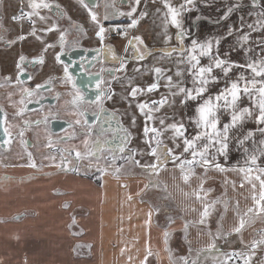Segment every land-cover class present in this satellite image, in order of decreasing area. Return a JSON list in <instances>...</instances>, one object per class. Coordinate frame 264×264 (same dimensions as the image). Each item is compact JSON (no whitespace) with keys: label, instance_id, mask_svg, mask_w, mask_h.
<instances>
[{"label":"snow or ice","instance_id":"obj_1","mask_svg":"<svg viewBox=\"0 0 264 264\" xmlns=\"http://www.w3.org/2000/svg\"><path fill=\"white\" fill-rule=\"evenodd\" d=\"M80 2L88 11L89 17L96 28L95 35L101 45V47L95 50L97 56L104 58L110 56L113 61H118L120 64V67L111 70L109 75L114 76L116 72L125 70L130 60L140 62L153 55L152 50L144 43L142 36L129 34L130 30L137 28L142 19L149 16L146 7L138 13L141 0H124L125 3L129 4V11L127 12L115 10L113 4L105 3L104 21H108L111 15H123L131 18L126 26L117 24L107 28L101 22L100 13L95 10L99 7L100 0H91V7L85 0H80ZM150 2L154 5H160L156 8V12L161 18L164 43L171 45L173 40V37L168 34L170 26L177 30L176 41L178 43V47L169 46L159 50L162 52V55L159 57L160 60L171 58L173 53L177 54V69L175 72L171 68L154 66L151 68V72L154 74L155 80L148 84L147 87L132 85L131 81H129V95L132 98L159 92L161 87L165 89V94H162L159 99L149 98L137 103L138 111L144 117L143 137L147 149L146 153H140V155L147 154L154 158L153 162L140 165L139 160H133L134 150L128 148L126 135L123 137L114 135L113 140L119 139L120 141L117 144H113L112 141L107 139H101L109 131L103 124L95 132L97 138L92 140L93 132L91 129L93 125L88 123L86 119L87 113L81 111L77 115L85 118L83 119V125L88 129L87 138L82 140V149L80 147L58 149V151L66 155H61L60 162L55 164V167L61 171L78 170L77 168L69 169L67 167V165L72 164V160L74 159L77 166L86 161L87 163L84 165L86 168L95 167L98 172L106 173L107 168L100 167L101 163H103L108 167L114 168L113 174H121L124 164L132 160L134 164L140 165L143 171L149 174V179L152 181L153 186L157 184L153 178L159 174V171L169 161L177 165L186 183L195 175L196 168H202L203 176L200 178L199 187L191 193L202 204V211L199 212L200 218L198 221L184 222L183 230L185 233H187L193 224L206 225L218 204H222L224 210L227 211L228 200L208 199L213 191L212 188L204 186L207 183L209 172L227 173L232 171L243 174L239 187L244 188L245 183L249 186L251 200L253 201L252 206L248 207L246 211L241 212L239 201H237L235 210L238 217V225L234 226L228 233H224L223 225L218 227L215 234L209 231L208 235L211 237V241L207 248L198 250V255L200 252L219 251L216 244L218 239H227V236L232 234H240L242 237V233L246 227L252 226L258 220L264 221V163H262L264 161V139L255 142L256 146L251 149L244 148V152L247 155L245 156L243 165L226 166L220 162L221 157L225 160L228 158L229 142L234 135L233 130L239 131L246 122H254L258 126L257 131L261 137H264V0H250L251 7L258 10L251 22H246L241 17L239 26L227 29L226 37H213L205 41L191 39L190 46H186L184 43L189 35L184 27V17L186 13L192 12L196 7V0H182V2H174V0H150ZM109 8L113 9L111 14L108 11ZM238 9H241V4L233 3L225 10L221 19L227 20L233 11ZM46 13H51L53 16L63 15L60 6L51 2V0H27L26 10L25 8H21L19 14L14 15L12 20L14 22L27 21L31 25L28 35L36 37L38 40H42L43 35L47 33L58 34L60 51L55 53V60L63 68L64 75L62 82L65 84L70 83L73 89H77L76 80L70 71V65L62 59V57L68 54V49L73 47L67 39L68 32L66 29H61L60 24L52 20ZM38 23L42 25L39 29L36 27ZM77 27L79 28V26ZM112 31H116L127 39L128 48L132 50L131 57L127 54L124 57L117 56L113 48L105 45L104 41ZM254 32L261 33L259 40H252V33ZM227 37H234L237 45L234 49L235 51H242L248 56L245 62L239 63L228 59L227 57L231 53L221 57L219 54L221 39H226ZM17 39L25 40L27 36L22 35ZM9 43L13 42L9 41ZM253 44L260 49L262 55L259 58H257L255 49L252 46ZM56 46L55 44L46 43L41 54L31 61L24 55H21L16 65L17 75L15 79L8 76L0 84V87H13L22 94L23 98L19 101V104L23 106L15 113L17 117L24 116L27 110L26 101L31 102L29 98L38 96L41 90L50 88L53 83L49 79L45 84H37L35 88L24 87V80L21 77L25 75L27 66L29 64L43 65L45 63L44 53ZM128 48L125 49V53L128 52ZM202 58H207L208 63L202 64ZM180 65H184L185 67L181 69ZM233 68L243 69L248 75L241 72L236 78H233L230 75ZM216 70H219L220 74H216ZM135 71L139 73L140 68L137 67ZM185 77L190 80V83L186 82ZM28 78L31 79V76ZM161 81L164 82L163 85ZM222 81V88H218L215 92L211 91V88L220 85ZM102 83H104L103 77L98 76L95 85L98 93L95 99L85 100V97L77 89L75 93H70L73 95L71 103L74 106L79 105L81 102L97 105L99 113H93V115L99 118L100 114L107 111L103 107L104 101L112 99L113 95L110 87L106 89L101 88ZM12 95L14 93H9V99H11ZM177 97L180 98V103L185 106L190 101L196 102L193 115L189 117V123L195 129L194 134H188V126H186L183 120L169 123L165 116L158 115L166 106L174 105ZM245 100L247 101L246 105ZM35 102L39 103V100ZM0 113L4 114V118L0 120V124L3 125L5 136V139L0 141V148H6L15 139L12 135V130L16 126L8 123L7 114L4 113L2 107H0ZM225 114L227 121L222 123L221 117ZM114 116V113L111 114V117L114 118ZM108 119V117L105 118V123H107ZM134 120L135 118H133V122ZM47 122V116L43 120H24V127L17 133L21 138V142L27 144L23 140L24 132L27 128L33 125H46ZM157 122L159 127H157ZM75 124L81 125L82 120L77 119ZM166 133H171L170 139L173 142V147H169L164 142ZM255 136L256 131L249 130L243 134L242 138L237 140V143L243 146L246 141L254 140ZM68 139H71V136ZM55 143V141L49 138L45 147L53 148ZM177 150H179L178 153ZM28 156L31 160L32 154L30 152ZM47 158L55 161V156ZM29 166L32 168L37 167L35 162H32ZM224 183L225 185L230 184L233 189L237 187L235 181L225 179ZM65 207H68V205L66 204ZM192 211L197 210L192 209ZM150 217L151 213H149ZM73 223H75L74 219ZM169 235L168 231L164 232L165 243H167ZM240 243L243 250H233L230 253H225L224 259L220 260L218 264H253L257 250L264 249V230L258 232L247 244L244 243L242 238ZM168 251L170 253L171 250L169 249ZM152 255L153 252L149 246L142 264H148V258ZM169 259L170 261L172 260L171 255ZM173 264H196V261L190 260L187 257H181L178 262L173 261Z\"/></svg>","mask_w":264,"mask_h":264},{"label":"crops","instance_id":"obj_2","mask_svg":"<svg viewBox=\"0 0 264 264\" xmlns=\"http://www.w3.org/2000/svg\"><path fill=\"white\" fill-rule=\"evenodd\" d=\"M233 3L241 4V9L234 10L227 20L221 19ZM14 9L18 11V5ZM256 11L251 7L250 0H196V7L184 17V27L189 33L184 43L190 46L191 39L205 41L213 37H226L228 28L239 26L241 17L251 22ZM161 29L158 25L152 27V30ZM171 30L176 29L171 27ZM260 37L261 33H252L253 41ZM252 46L259 58L262 55L260 49L255 44ZM236 47L234 37L221 39L219 54L224 57L231 53L228 59L245 62L248 56L242 51H235ZM146 62L147 59L138 64L142 66ZM201 63L207 64V58H202ZM241 72L248 75L238 68H233L230 75L236 78ZM216 74H220L219 70H216ZM153 76L144 72L130 81L132 85L147 87L153 82ZM185 80L190 83L187 77ZM222 87L223 81L211 91ZM162 94H165L163 87L157 92L158 99ZM121 100L125 105L121 103L119 108L128 111V123L133 125L131 113L137 108L136 100L131 96ZM175 103L166 106L162 113H177L179 120L188 126V134H194L189 117L193 115L196 102L190 101L185 106L177 97ZM226 121V114L222 115L221 122ZM257 127L254 122L248 121L239 131L233 130L228 158L225 160L221 157L220 162L226 166L243 165L247 155L244 148L251 149L256 146L255 142L264 139ZM249 130L256 131L254 140L239 145L237 140ZM167 145L173 147V142L169 141ZM29 165H17L14 169L9 166L0 170V264H142L149 246L153 255L148 258V264H173L181 257L200 260L222 252L243 250L241 238L247 244L264 230V221L258 220L245 228L242 237L232 234L227 239H218L216 244L219 251L200 252L198 255V250L207 248L211 241L209 231L215 234L218 227L223 225L224 233H228L238 225L237 201L241 212L253 204L249 186L245 183L244 188L239 187L243 174L237 172H209L204 186L213 191L208 199L228 200L227 211L222 204H218L206 225L193 224L185 233L184 222L198 221L199 212L202 211V204L191 195L199 187L202 168H196L195 175L186 183L177 165L170 162L153 178L157 182L156 187L144 171L41 177L33 174V168ZM225 179L235 181L237 187L233 189L230 184L225 185ZM157 189L160 190L158 194L155 193ZM160 197L170 210L166 214L161 212L162 203L159 206L155 204ZM66 204L68 207H65ZM165 231L170 233L167 243ZM253 264H264V249L257 250Z\"/></svg>","mask_w":264,"mask_h":264},{"label":"flooded vegetation","instance_id":"obj_3","mask_svg":"<svg viewBox=\"0 0 264 264\" xmlns=\"http://www.w3.org/2000/svg\"><path fill=\"white\" fill-rule=\"evenodd\" d=\"M51 2L58 4L61 12H63L61 9V0H51ZM16 3L18 5V11H15L14 9V6H17ZM105 3L113 4L115 6V10H119L121 12L129 11V4L125 3L124 0H100V5L95 10L100 13V17L102 19L105 12ZM26 5L27 0H0V84L3 83L5 77L11 76L15 79L17 75L16 65L21 55H24L29 61H31L41 54L46 43L55 44L57 46L55 48L48 49V51L44 53L45 63L43 65L29 64L26 68L25 75L21 77V79L24 80V87L30 89L35 88L37 84H45L49 79H51L53 83L50 88L41 90L38 96L29 98L31 102L26 101L27 110L25 111L23 117H17L15 115L18 109L23 106L19 104V101L23 98L22 94L13 87H0V107H2L4 113L7 114L8 123L16 126L12 130V135L15 139H13L11 144L6 148H0V155L11 154L18 146L26 157L29 158V152L32 154L33 162V160L38 158L36 157L38 155V148L41 145L45 146L49 138L56 143L53 148L46 147V149L49 152L56 154L58 157L66 155L58 151V149H72L76 147H80L82 149V140L87 138L86 134L88 129L83 125V119L85 118L80 117L77 113L84 111L87 113L86 119L88 123L93 125V128L91 129L93 132V136L91 137L92 140L97 138L95 132L103 124V126L108 128L109 131L101 137V139H107L112 141L113 144H117L120 143V141L119 139L113 140V136L123 137L126 135L128 148L134 150V155L132 157L133 160H139L141 163L145 161V158L147 157L153 161L154 158L148 155L146 156V154L140 155V153H146V145L143 137L144 117L140 114L138 108H135L131 113V118H135L134 128L129 129L127 117L128 111L126 109L124 110L119 108V104L123 103V105H125L123 102L124 100L122 101L121 99L128 98V96H130L129 84L126 81L129 77L133 79L139 77L142 73V66L138 64L137 61L130 60L125 70L116 72L114 76L109 75V72L111 70L118 69L120 64L118 61H113L110 56L107 58L97 56L95 50L101 47V45L96 35L90 37L82 31V33L75 32L77 33L75 36L69 37L72 32L71 30H67V39L73 47L68 49V54L62 57V59L65 63L70 65V71L76 80L77 89L80 94L85 97V100L95 99L98 93V89L95 87L98 76H102L104 80V83L101 84V88L106 89L110 87L113 93L112 99L104 101L103 107L107 111L100 114L99 118L96 115H93V113H99V108L95 104L81 102L79 105L74 106L71 103L73 95L70 93H75L77 89H73L70 83L65 84L62 82V77L64 75L63 68L62 65L57 63L55 60V53L60 51L58 45V34L47 33L43 35L42 40H38L36 37L28 35L31 30V25L27 21L14 22L12 20L14 15L19 14L21 8H25L26 10ZM108 11L111 14L113 9L111 8ZM46 14H48L52 20L58 22L60 26L61 23L65 21L64 12L62 16H53L51 13ZM111 16H113L115 20L119 19L120 21H109L108 24L105 25L106 28L113 27L117 24L126 26L129 23V20L127 19L128 16ZM36 27L39 29L42 25L38 23ZM112 32L104 41L105 45L113 48L117 56L124 57L126 54L129 56L131 48H128V44L122 50L115 46V43L122 39L123 36L112 39ZM22 35L27 36V39L18 40L17 38ZM38 35H40V33H38ZM9 41H12L13 43H9ZM126 48H128L127 53H125ZM94 57L96 58L94 59ZM137 67L140 68L139 73L135 71ZM29 76H31V79L28 78ZM9 93H14V95L11 96V99H9ZM4 96L7 102L2 100ZM149 98L158 99L157 92L138 96L137 98H134V100H136V102H142ZM67 99L71 100V108L69 109L66 107ZM36 100H39V103H36ZM115 103L117 104L116 107L113 106ZM115 110L119 111L120 114L116 113ZM67 111H71L73 113H67ZM113 113L115 114L114 118L111 117V114ZM158 115L165 116L169 123L175 120V115L172 112H161ZM45 116L48 117L47 124H41L40 126L33 125L32 127L27 128L23 137V140L26 141L27 144L22 143L21 138L17 135V133L24 127V120H43ZM0 117L1 120H3L4 114L0 113ZM106 117L109 118L107 123H105ZM77 119L82 120L81 125L75 124ZM157 127H159L158 122ZM170 135L171 133L165 134L164 142L166 144L169 141H172L170 139ZM70 136L71 139H68ZM4 139V133L2 134L1 132L0 141H3ZM170 162L171 161H169V163ZM86 163L87 162L85 161L79 166L75 165L74 168H77L78 170H71L70 172L72 174L85 175H95L101 173L94 171V167L86 168L84 166ZM131 166L133 168L132 170ZM82 170L85 171V173H83ZM121 172L142 173L143 169L140 165H136L132 162V160H129L128 163L124 164Z\"/></svg>","mask_w":264,"mask_h":264},{"label":"rangeland","instance_id":"obj_4","mask_svg":"<svg viewBox=\"0 0 264 264\" xmlns=\"http://www.w3.org/2000/svg\"><path fill=\"white\" fill-rule=\"evenodd\" d=\"M159 6H160L159 4H155V5L152 4L150 2V0L141 1V5H140V8L138 9V13H139V11L144 10V8L146 7L148 12H149V16L142 19L140 21V24L137 26V28L130 30V33H129L130 35L142 36L144 39V43L153 52V55L147 58L148 62H146V64L145 63L142 64V66H143L141 68V70H142L141 74L142 75L144 72H146L147 75L153 74L151 72V68L154 66H162L165 68H171L173 72H175L177 69V63H176L177 54L173 53L171 58H167L164 60L159 59V57L162 55V52L159 51L161 48L169 47V46L170 47H178L177 42H175L177 30H171V26L168 29V34L173 37L171 45H166L164 43L163 30L162 29L161 30H152V27L154 25H158L160 28H162L160 15H158L156 12V8ZM61 9L63 10V12L65 14V21L63 23H61V29L71 30L72 33L69 35V37H73V36H75V34H77L79 32L82 33V31L85 32L86 34H88V36H90V37L95 36L96 28H95L93 22L91 21V19L89 17L88 11L82 6L80 0H61ZM109 9H111V8H109ZM127 19L130 22L131 18L127 17ZM112 20H113V22H115V21L117 22V20H119V19L115 20L113 18V16H111V18L108 21L104 22V20L101 18V22L104 23L105 25L108 24V22L112 21ZM77 26H79V28ZM73 30H77V31H73ZM75 32H77V33H75ZM115 46L117 48H119L120 50H122L124 47L127 46V39H125L123 37L122 39H120L119 41H117L115 43ZM131 55H132V50L130 49L129 56L131 57ZM182 66L183 65H180L179 67L182 69L183 68ZM168 74H172V73H168ZM130 80H133V78L129 77V79L126 82L129 83ZM154 80H155V76L152 77V81H154ZM5 99L6 98L4 96L2 98V100L4 101ZM70 101H71L70 99L66 100L67 109L71 108L70 107ZM137 103L138 102H136V105H137ZM175 105H176V103H175ZM115 111H116V113L120 114L119 111H117V110H115ZM67 113H73V112L67 111ZM179 116L180 115H177V113H176V115H175L176 121L177 120L179 121ZM133 128H134V124L129 125V129H133ZM16 148H18V146ZM16 148H15V150H13V152L11 154L0 155V170L6 169L9 166H10V169H14L15 167H17V165L20 166V165H27V164L32 163V159L30 161V159L28 157H26L25 154H23L21 152L20 148H18V149H16ZM146 150L147 149H145V152H146ZM236 151H237V149L235 150V152ZM37 152H38V155L36 157H38V158L36 160H33V162L36 163L37 167L34 168L33 171H31L32 173L39 175V176L42 175L41 177H51V176H55V175H59V174H72L70 172L71 170L61 171L59 168L55 167V164L60 162V157H58L56 154L49 152L45 146L41 145L38 148ZM12 156H14V157H12ZM49 156H55V161L48 159L47 157H49ZM146 156H147V154H146ZM151 162H153V161L150 158L146 157L145 161L141 162L140 165H144V164L151 163ZM75 163H76V161L73 159L72 164L67 165V167L69 169H72L76 165ZM168 164H170V163L167 162L166 165H168ZM100 167L107 168V172H110V173L114 172V168L108 167L107 165H105L103 163H101ZM132 169L133 168L131 166V170ZM93 170L97 171L95 167ZM91 172H93V171H91ZM83 173H85V171H83ZM143 173H145V172H143ZM145 175L149 176L148 173L147 174L145 173ZM158 188H160V187H158ZM158 192H160L159 189H157L155 191V193H157V194H158ZM161 203H162V205L160 206L161 212H162V214H166V211H170V210H168L169 208L167 207L166 202L164 201L163 197H160L155 204L159 206ZM224 254L225 253L222 252V253L216 254L215 256L211 255L210 258H203L200 260L196 259L195 261H196V264H218V262L220 260L224 259Z\"/></svg>","mask_w":264,"mask_h":264},{"label":"built area","instance_id":"obj_5","mask_svg":"<svg viewBox=\"0 0 264 264\" xmlns=\"http://www.w3.org/2000/svg\"><path fill=\"white\" fill-rule=\"evenodd\" d=\"M120 36H122V35L118 34L116 31H113L111 34L112 39H115V38L120 37Z\"/></svg>","mask_w":264,"mask_h":264},{"label":"water","instance_id":"obj_6","mask_svg":"<svg viewBox=\"0 0 264 264\" xmlns=\"http://www.w3.org/2000/svg\"><path fill=\"white\" fill-rule=\"evenodd\" d=\"M85 2L89 3V5L92 6V5H91V0H85ZM0 120H1V117H0ZM1 132H2V134H3V127H2V124H0V133H1Z\"/></svg>","mask_w":264,"mask_h":264}]
</instances>
